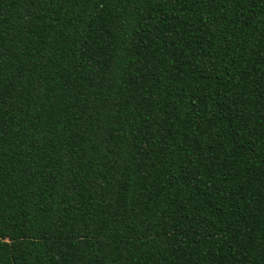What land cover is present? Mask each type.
Segmentation results:
<instances>
[{"label": "trees", "instance_id": "obj_1", "mask_svg": "<svg viewBox=\"0 0 264 264\" xmlns=\"http://www.w3.org/2000/svg\"><path fill=\"white\" fill-rule=\"evenodd\" d=\"M0 264H264V0H0Z\"/></svg>", "mask_w": 264, "mask_h": 264}]
</instances>
